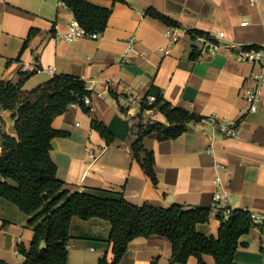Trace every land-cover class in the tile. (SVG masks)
Instances as JSON below:
<instances>
[{
	"label": "crops",
	"instance_id": "1",
	"mask_svg": "<svg viewBox=\"0 0 264 264\" xmlns=\"http://www.w3.org/2000/svg\"><path fill=\"white\" fill-rule=\"evenodd\" d=\"M89 1L112 8L106 29L96 37L68 41L59 34L68 32L75 17L67 6H59L60 0H0L1 79L17 82L23 72H32L25 90L61 73L76 75L88 85L96 82L90 113L72 104L52 122L68 133L52 138L58 178L73 189L123 191L135 204L211 207L218 188L215 178L220 176L227 204L264 217V86L259 109L248 112L244 93L254 86L253 65L234 57L238 45L264 40V0ZM149 6L181 26L146 15ZM188 28L225 31L228 46L206 53ZM32 29L36 32L24 45ZM153 84L173 105L214 118L191 122L175 139L160 141L156 133L145 137L144 146L156 158L157 186L132 151L140 117L165 121L158 109L142 111ZM92 119L113 131L112 143L92 128ZM223 124L235 125L236 134L225 135ZM4 131L15 133L14 119L10 111L0 109V137ZM89 147L103 151L93 159ZM29 218L0 196V259L23 262L18 245L29 246L33 239ZM219 227L216 209L208 222L197 225L213 236ZM110 230L106 219L73 217L67 264H100L104 256L111 262ZM172 256L170 240L154 234L130 242L120 264H181L172 263ZM204 260L216 264L210 254ZM188 264H199L198 259L190 256ZM234 264H264V219L240 237Z\"/></svg>",
	"mask_w": 264,
	"mask_h": 264
},
{
	"label": "trees",
	"instance_id": "2",
	"mask_svg": "<svg viewBox=\"0 0 264 264\" xmlns=\"http://www.w3.org/2000/svg\"><path fill=\"white\" fill-rule=\"evenodd\" d=\"M61 1L72 10L87 33L96 37L104 32L112 8L89 0ZM145 14L169 26H181L179 21L153 6H149ZM35 32L34 29L30 31L24 45ZM188 32L206 33L195 28ZM31 74L23 72L17 82L0 78V109L11 112L15 131H4L0 137V196L28 214V224L34 230L29 246L24 243L18 245L19 253L24 256L19 264H67L70 223L75 216L82 219L98 217L110 222L109 241L112 242L114 256L111 262L106 256L102 257L100 264H120L130 242L137 237L154 234L167 237L172 243V263L188 264L189 257L195 256L199 264H207L204 255L210 254L216 264H234L240 237L257 226L249 210L234 209L229 204L219 207L218 235H206L197 229V225L210 220L214 206L135 204L125 198L123 191L89 187L73 189L59 179L57 164L51 156L52 138L68 133L55 129L52 122L74 103L90 113L91 105L84 98L91 95L92 90L88 89L84 79L65 73L55 74L33 89L25 90L24 82ZM148 93L153 94L155 100L147 103L146 98L142 111L158 109L164 114L165 121L140 117L138 137L132 144V151L145 174L157 186L156 158L154 152L144 146L145 137L156 133L160 141L175 139L188 129L191 122L209 117L173 105L154 84ZM91 125L108 144L114 141L115 134L104 122L92 119ZM0 264L9 263L0 259Z\"/></svg>",
	"mask_w": 264,
	"mask_h": 264
},
{
	"label": "built area",
	"instance_id": "3",
	"mask_svg": "<svg viewBox=\"0 0 264 264\" xmlns=\"http://www.w3.org/2000/svg\"><path fill=\"white\" fill-rule=\"evenodd\" d=\"M58 4L59 6H67L61 0ZM189 29L191 28H188L187 31ZM190 35L198 42V44H200L202 50L209 54H214L223 46H228L227 44H224L225 31H208L203 34L190 33ZM85 36L93 37L91 34L86 32V30L78 23L76 18H73L70 21L69 30L67 33L59 34V37L64 38L68 41H74L77 38ZM174 39L175 38L172 39V42ZM234 57L238 61L251 63L253 65V71L250 76L254 82V86L245 90L244 97L247 102V111L255 112L259 109V105L261 102L260 91L264 86V40L256 44L238 45L234 52ZM50 68L54 70L55 67L52 66ZM95 84L96 82L92 80L88 85V89L92 90V94L85 96L84 101L87 104L91 103L92 95L95 91ZM98 95H100L99 92ZM154 100L155 96L153 94L149 95L146 99L147 103H151ZM74 104L79 105L78 103ZM213 119L214 118H209L208 120L213 121ZM221 128L223 133L227 136L235 135L237 132V128L235 125L223 124ZM102 151L103 149H95L92 147L88 148L90 157L93 159H96L102 153ZM215 182L218 185V188L214 195L213 206L214 209L218 211L219 207L227 205V193L226 190L222 187V179L220 176H217L215 178ZM251 216L257 226L262 225L264 219L263 216H260L255 212H251Z\"/></svg>",
	"mask_w": 264,
	"mask_h": 264
},
{
	"label": "water",
	"instance_id": "4",
	"mask_svg": "<svg viewBox=\"0 0 264 264\" xmlns=\"http://www.w3.org/2000/svg\"><path fill=\"white\" fill-rule=\"evenodd\" d=\"M44 197L46 198V195H44Z\"/></svg>",
	"mask_w": 264,
	"mask_h": 264
}]
</instances>
